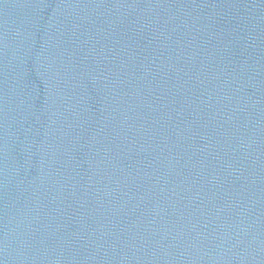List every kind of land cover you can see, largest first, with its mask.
Returning a JSON list of instances; mask_svg holds the SVG:
<instances>
[{
	"label": "water",
	"instance_id": "1",
	"mask_svg": "<svg viewBox=\"0 0 264 264\" xmlns=\"http://www.w3.org/2000/svg\"><path fill=\"white\" fill-rule=\"evenodd\" d=\"M0 264H264V0H0Z\"/></svg>",
	"mask_w": 264,
	"mask_h": 264
}]
</instances>
